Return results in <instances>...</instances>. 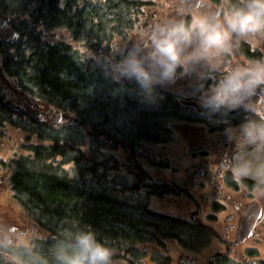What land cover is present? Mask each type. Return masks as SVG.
<instances>
[{"label":"flooded vegetation","instance_id":"af4514ba","mask_svg":"<svg viewBox=\"0 0 264 264\" xmlns=\"http://www.w3.org/2000/svg\"><path fill=\"white\" fill-rule=\"evenodd\" d=\"M135 2L118 14L119 20L111 24L115 32L104 34L102 42L113 38L111 44L118 49L120 80L114 85L118 86L119 101L122 98L124 102L116 105V119L133 116L124 124L127 130L152 109L155 136L153 142L138 143L133 148L109 140L110 149L126 151L121 163L125 160L124 164L132 166L138 185L139 178L147 181L152 189L145 190L159 206L167 207L166 211L154 212L179 219L187 230L185 244L170 240L178 246L177 264H264V187L245 178L258 162H264V86L238 94L233 103L219 107L209 104L230 68L264 63V35L234 34L230 51L206 58L198 54V39L193 36L192 43L184 46L180 64L165 76L164 69L152 59L159 28L181 20L190 22L194 14L226 16L233 7L243 6L242 0ZM23 23H5L0 32L11 30L21 39ZM63 36L48 33L42 37L48 39L45 44L61 45L65 43ZM14 43L0 40V118L5 121L1 123L4 135L0 140L5 141H12L8 134H23L22 127L31 120L45 124L41 116L34 118L25 111L38 110L44 100L23 91L4 69L3 50L8 49L6 61H12ZM130 60L140 63L147 72L146 80L131 73ZM158 107L162 109L154 110ZM1 149H8L3 141ZM143 165L148 166V174ZM10 167L11 163L0 160V196L7 191L5 186L10 188L6 183L12 173ZM11 218L0 211V231H6L0 243L13 246L18 238L11 236L22 237L25 225L21 223L20 229L19 225H8Z\"/></svg>","mask_w":264,"mask_h":264},{"label":"trees","instance_id":"16d2710c","mask_svg":"<svg viewBox=\"0 0 264 264\" xmlns=\"http://www.w3.org/2000/svg\"><path fill=\"white\" fill-rule=\"evenodd\" d=\"M79 1L0 0V15L28 19V27L25 21L23 23L21 39L11 47L12 61H6L8 49L3 50L4 69L15 77L23 91L60 110L75 113L83 127L92 132L83 133L75 124L74 129L64 135L34 120L22 127L27 139L34 137V141L23 147L25 155L11 161L9 182L18 204L33 226L46 233V237L34 239L29 246L0 244V264H58L56 257L70 247L69 241L88 232L112 251V261L136 264L147 257L150 264H169L167 256L156 251L147 253L145 248L163 246L165 240L172 239L185 244L187 230L179 219L154 212L143 198L134 197L139 188L137 179L129 181L127 177L112 175L119 161L101 153L102 148H111L109 140L130 148L138 143L153 142V110H146L139 124H129L121 133L117 132L119 128L114 132L97 131L99 125L96 124V129L90 125L75 105L85 100L80 85L86 66L81 68L67 44H45L39 41L37 33L38 28L44 32L65 28L72 38H83L96 46L105 40L104 34L110 36L116 30L113 26L107 28L106 23L118 21V14L136 0H98L100 8L108 12L106 18L103 14L100 20L97 15L90 17L78 10ZM86 21L91 35L88 30L85 33L81 30ZM22 39L24 42L20 44ZM91 39H95L96 44ZM26 49L29 50L27 56ZM2 110L0 105V113ZM0 123H5L4 119L0 118ZM87 138L90 156L80 150Z\"/></svg>","mask_w":264,"mask_h":264},{"label":"rangeland","instance_id":"374dc122","mask_svg":"<svg viewBox=\"0 0 264 264\" xmlns=\"http://www.w3.org/2000/svg\"><path fill=\"white\" fill-rule=\"evenodd\" d=\"M78 7L77 9H81L84 13H88V16L92 17L94 15H97L98 19L100 20L104 19L108 15L107 9L100 8V3L98 0H80L77 2ZM118 7V5L115 7V9ZM98 9V10H95ZM101 12V13H100ZM24 21L26 26L27 20L24 17H21ZM117 21H110L108 23L107 28L111 26V24H115ZM98 23V22H93ZM88 21H86L85 25L81 27V30L83 33L88 30V32L91 35L90 29H89ZM32 26H30L31 28ZM37 33L40 34L39 41H45L48 43L47 37H42L43 34H56V35H64L62 38V41L67 44L71 50L75 58L81 63V68L83 66L85 67L84 73H82V83L80 85V92L84 94V101L79 102V104H75L78 107V110H81L82 113L80 114L81 117L88 121L90 125H93V127L96 129V124L99 125L96 129L97 131L108 128V130H112L115 128H119L120 132L124 131V124L128 122L129 120L133 119V116L131 117H125V118H118L116 119V115L113 113L117 110H119V107L116 105H122L124 100L117 96L118 94V86L114 85L117 84L120 80V74L118 73L120 61L117 60L118 56V49L113 48V45L111 42L112 40H109L110 42H99L97 46H94L91 42L89 43L83 38L74 39L72 38L71 34L68 32L65 28L63 29H56L55 31L50 32H44L40 31V28L37 29ZM81 33V31H80ZM102 34V32L100 31ZM85 35V34H83ZM111 36V34H110ZM24 42V39L21 40L20 44ZM95 44V39H91ZM29 54V50H25V55L27 56ZM81 70V69H80ZM121 94V93H120ZM122 101V102H121ZM112 103V104H111ZM115 105V106H114ZM52 108L55 111H61L57 107L51 105ZM72 115L76 116L75 113L68 111ZM113 113V114H112ZM118 113V112H117ZM122 116L125 114L122 113ZM52 129V132H62L65 133L64 135H68L70 133L71 129H74V125L69 124H60L56 126H50ZM3 127L0 123V138L3 133ZM8 138L12 139V141H3L6 146H8V149H1L0 150V160H3L6 162V164L11 163L14 159L25 155V145H28L30 142L34 141V137H31V139H27V134L24 132L23 134L16 135V133H11L7 135ZM89 138H94L90 137ZM104 139V138H101ZM43 145H46V142H41ZM90 149L88 145V138L85 141V145L80 148L81 152L84 154H87L90 156V152L88 151ZM102 156L110 155L116 161H119V167L118 169L113 172L112 175L118 174L120 177H127L129 181H133V174L132 170L133 167L129 164H124L122 162V158H125L126 151H120V150H111L108 147H104L101 150ZM66 168V167H65ZM147 172L149 173L148 166L143 165V167ZM13 166L10 167V171L12 172ZM1 171H3L1 169ZM117 177V176H114ZM146 180H149V177H146ZM8 186H5L4 188L7 189L4 194H1L0 196V211L1 213L6 214L9 213L12 218L10 221H8V225L15 226L19 225V229L21 227V223L25 225V234L20 237L17 234H13L11 238H18L17 244L19 246H25L30 243L34 239H42L46 237V233L38 231L32 224L31 219L29 216L25 213L23 208L18 204L16 199L14 198V193L11 189L10 182L7 180L6 182ZM132 194H129L128 196L131 197ZM134 197L136 198H143L148 208L152 211H166L167 207L165 206H159L156 198L150 196L149 192L145 189L139 187L137 190V194H134ZM1 233H3L0 237L1 239L5 237L6 231L1 230ZM178 247L176 244L170 242V240H165L163 246H147L145 248V251L147 253L149 252H158L161 255L167 256L169 258V264H177V254L179 253ZM112 264H127L126 262H122L120 260H113ZM136 264H150L148 262V258H144L143 260L138 261Z\"/></svg>","mask_w":264,"mask_h":264},{"label":"clouds","instance_id":"9594fccd","mask_svg":"<svg viewBox=\"0 0 264 264\" xmlns=\"http://www.w3.org/2000/svg\"><path fill=\"white\" fill-rule=\"evenodd\" d=\"M243 6L233 7L226 16L212 13L194 14L190 22L183 20L162 27L154 37L152 59L170 75L180 64L184 46L197 37L198 54L206 58L212 54L230 51L233 35L239 37L264 35V0H242ZM131 73L146 80L147 72L136 60L128 61ZM264 86V63L238 65L230 68L214 89L209 104L219 107L233 103V97L242 92L252 93ZM264 133V129L261 130ZM255 171L248 175L258 187H264V162H258ZM70 247L57 256L58 264H112V251L97 242L91 232L80 233L69 241Z\"/></svg>","mask_w":264,"mask_h":264},{"label":"water","instance_id":"95a60500","mask_svg":"<svg viewBox=\"0 0 264 264\" xmlns=\"http://www.w3.org/2000/svg\"><path fill=\"white\" fill-rule=\"evenodd\" d=\"M18 21H20L19 16L9 17V16L0 15V26H2L5 23H15ZM1 39L5 41H10V40L16 41L18 39V35L11 30H7L6 32H0V40ZM25 111H27L34 118L41 116L44 123L47 126H52V125H56V124H60L64 122L66 123L75 122L79 124V127L84 133L88 132V130L83 127V125L79 122L77 118H74L72 115H70L67 112H63V111L55 112L49 106V104L45 103L44 101L40 103V108L38 110L25 109ZM245 178H248V177H245ZM139 185L142 188H145L148 190L152 189L150 184L142 178H139ZM6 243H8V241H6Z\"/></svg>","mask_w":264,"mask_h":264}]
</instances>
